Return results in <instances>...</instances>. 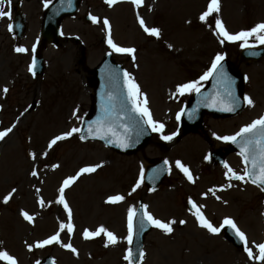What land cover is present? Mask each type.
Returning <instances> with one entry per match:
<instances>
[{"label": "rangeland", "instance_id": "374dc122", "mask_svg": "<svg viewBox=\"0 0 264 264\" xmlns=\"http://www.w3.org/2000/svg\"><path fill=\"white\" fill-rule=\"evenodd\" d=\"M209 3L143 0L137 6L131 0L113 5L107 0H84L77 16L63 22L62 32L64 38L79 36L81 43L66 39L58 47L42 43L40 52L46 69L41 76L30 70L31 48L41 29L39 0L31 2V29L22 41H16L4 24L0 25V131L12 128L5 140H0V251H7L18 264H35L48 254L56 264H129L124 259L130 248L126 239L128 213L143 197L147 211L156 219L175 223L171 233L153 226L146 236L145 255L137 264H264L255 258L259 255L256 245L264 243L262 190L249 182L229 180L228 169L209 158L216 146L226 142L218 136H233L264 116V58L244 62L240 57L242 41L221 44L216 19L229 33L248 31L264 23V0H220V12L202 21L200 16ZM87 7L99 23L87 25L80 20ZM141 18L148 28L160 30L159 37L144 31ZM104 19L111 25L114 43L134 48L135 59L109 46ZM248 43L264 45L255 37ZM18 47L28 51L18 53ZM108 50L114 52L146 95L153 119L165 125L163 133L155 132L151 144L133 155L119 154L98 142H83L80 133L49 147L56 136L81 127L92 101L87 72ZM217 55L228 57L244 70L247 97L254 104H247L235 117L206 116L202 129L179 143L162 139L175 136L180 120L177 115L195 93L179 95L177 86L200 80ZM206 82L200 81V88ZM158 158L167 160L170 169L162 186L146 194L141 184L133 191L142 171L144 175L145 162ZM177 161L190 170L194 183L176 167ZM227 164L237 174H244L242 157L231 154ZM97 165L100 167L95 172L79 175L65 189L72 212L69 220L67 209L57 203L60 187L82 168ZM10 193L11 199L5 203ZM116 195L124 200L109 203V197ZM189 200L201 208L213 226L221 228L218 234L200 226L186 207ZM23 212L33 216V221L26 220ZM226 218L246 234L253 258L244 250L245 245L237 249L227 239L223 231ZM68 223L74 226L72 232L60 229L61 224ZM101 226L114 233L118 243L108 244L103 233L85 239V231H96ZM57 233L60 243L35 247ZM67 244L77 251L63 246ZM28 245L33 246L31 250ZM0 264L8 262L0 260Z\"/></svg>", "mask_w": 264, "mask_h": 264}, {"label": "snow or ice", "instance_id": "6c2138e0", "mask_svg": "<svg viewBox=\"0 0 264 264\" xmlns=\"http://www.w3.org/2000/svg\"><path fill=\"white\" fill-rule=\"evenodd\" d=\"M12 0H0V19L7 18L9 20L12 19V13L9 10H6V5L10 6ZM118 0H107V3L109 5H113L117 3ZM131 2L137 6H140L143 4V0H131ZM45 7H47V3L45 4ZM220 12V0H210V3L207 7V10L200 16V19L206 20L210 15L214 13ZM93 23H99L97 17H91ZM103 24L107 26L108 28V41L107 43L109 46L115 51L119 53H125L133 55V59H135L134 48H124L118 46L111 38V25L107 19L103 20ZM140 24L142 27H144V31L152 36L159 37L160 30L158 28H148L145 26L144 20L140 19ZM9 31L13 30V25L9 24ZM216 31L217 34L222 37L220 39V43L223 44L225 41L228 42H236V41H242L241 46L242 47H251L252 45H249L248 41L250 38L255 37L256 40L260 44H264V23L257 24L255 27L248 31H241L239 33H229L226 27L224 26L223 22L220 19H216ZM18 53H26L28 51L27 48L24 47H18L15 49ZM33 51L35 49L33 48ZM224 60V57L222 55H217L215 61L213 62L211 68L209 71L205 72L203 76L200 77V80L197 81H191L185 84H181L177 86L176 92L179 95H184L186 93H192L200 92V81H206L210 77H212L219 69H221V62ZM35 68V61H33L32 69L33 74ZM125 81L127 83V92L128 97L131 99V102L133 104V111L139 114V117L143 119L144 123H147L152 131L154 132H160L163 133L165 125L163 123H160L153 119L150 109L147 106V97L143 93H141L139 85L135 83L134 79L130 76L128 73H124ZM5 92L8 91L7 88L4 89ZM229 96V103L224 106L221 110L222 111H228L232 112L236 110V106H238V99L231 93H228ZM109 107L105 108V116L103 118H100L93 122V125H90L87 130V134L83 133V130L80 128H73L69 132L64 133L60 136H56L51 142L49 147L52 145H55L58 141L65 140L69 137H71L75 133H81L80 139H86L88 135H91L92 138H100V139H107L109 137H116L117 133L114 131L113 127L111 126V114H112V108L111 103L114 100V97L109 95ZM245 101L248 105L252 106L254 104L253 100L250 97H244ZM215 103V102H214ZM183 114V113H181ZM177 115V119H180V115ZM189 117H191V113H189ZM14 127V125H13ZM12 131V128H8L7 130L0 131V140H3L10 132ZM127 131V129H126ZM175 135V134H173ZM237 137L242 138L241 139V151L240 155L244 157L245 165H248L250 163V167H246L245 172L243 175L237 174L233 169L229 167L227 163H225L224 167L228 169V179L232 180H240L244 182H251L252 184L258 185V186H264V116L259 117L258 119L254 120L251 124L246 125L245 127L241 128L240 132L236 133L233 136H223V137H217V139H222L224 141H231L233 143H237ZM172 136H162V139L164 140H171ZM126 137L122 140H120L119 146L121 147H127L129 146L126 143ZM109 142H113L112 140H109ZM46 155V153H45ZM33 159H35V155L33 154ZM167 163V162H166ZM100 167V165H97L95 167H86L82 168L80 172L77 174V176L69 177L64 180L63 186L59 189V199L57 200V203L62 204L65 209L68 211V217L69 220L71 219L72 212L69 208L67 201L65 200L64 192L67 187L71 185V183L75 182V180L78 178L79 175L85 174V173H92L96 171V168ZM176 167L179 168L188 178L189 181L195 182L194 178L190 172V170L184 166L181 162H176ZM33 176H36L37 173L35 171L32 172ZM144 181V175L143 171L140 175V180L136 183L135 187L133 188V191H135L137 188L141 186V184ZM15 192V189L13 190ZM12 193H10L7 197L4 198V202L7 203L9 199H11ZM124 200V197L122 195H116L109 197L108 202L109 203H118ZM191 202V201H190ZM193 205V208L195 209L194 215L196 216L197 220L200 223V226L203 228H206L209 232L213 234H218L221 231V228L213 226V224L204 216L203 212L200 210V207L197 206L194 202H191ZM41 206L44 205V201H40ZM145 211L143 213V218L141 220V228L144 227V219L147 220V222L156 228H159L163 230L165 233H171L173 231L172 224L175 223V221H169V222H162L159 219H156L150 212H148L147 205L142 206ZM24 218L28 221H33L34 217L31 216L27 212L22 213ZM136 209L131 208L129 209L128 213V235H127V242L129 245L133 243L134 235H135V218H136ZM181 224L185 223V221H180ZM224 225H227L228 227H231L234 231L236 236L243 242L245 245L244 250L247 252L249 258H253V249L251 247H248V240L246 237V234L241 231L236 223L231 218H226L223 222ZM73 225L71 223L68 224H61L60 229L64 230L67 229L68 232L73 231ZM105 234L107 237L108 244L115 245L118 243V238L116 235L110 231H107L103 226H101L96 231H85L84 237L85 239H91L97 236H100L101 234ZM60 243L59 240V233L52 236L51 238L44 240L42 242H38L35 247H44L46 245L52 244V243ZM64 247H67L73 252H76L77 250L72 247L71 244L63 245ZM107 246V245H106ZM29 250L32 249V245H28ZM256 247L259 250V255L255 258L264 261V243H260L256 245ZM144 252L140 251L139 257L142 260L144 257ZM125 260L129 261V264H132L134 260V253L131 248L128 249L127 255L124 257ZM0 260H5L8 262V264H18V261L11 256L7 251H0ZM39 264V262H37Z\"/></svg>", "mask_w": 264, "mask_h": 264}, {"label": "water", "instance_id": "95a60500", "mask_svg": "<svg viewBox=\"0 0 264 264\" xmlns=\"http://www.w3.org/2000/svg\"><path fill=\"white\" fill-rule=\"evenodd\" d=\"M73 7V6H72ZM65 0H59L53 7H51L46 15L43 35L46 39L54 36L57 41L59 20L67 11L73 10ZM75 7V5H74ZM254 57L258 58L264 55V51L254 52ZM244 56L248 57L247 52ZM124 71L119 66L113 65L110 59L106 60L104 64L93 71L95 89L97 93L96 106L90 113V118L84 122L83 133L87 134L88 127L93 125V122L105 116V108L109 107V95L114 97L111 103V126L116 131V137H109L107 139L92 138L88 135L86 139H98L105 142L110 147L121 152L130 153L139 150L145 145L150 138V133L147 130L143 119L139 114L133 111V104L128 97L127 83L124 77ZM230 74V75H229ZM242 90L243 81L241 75L229 62L221 64V69L215 73L209 86L196 97V101L191 104L185 113V132L191 129H196L201 117L205 111H213L215 115H224L226 113H235L242 108ZM231 92L239 101L236 110L232 112L222 111L221 109L229 103L228 93ZM215 102V103H214ZM191 113V117H189ZM192 121L195 124H190ZM127 129V131H126ZM126 139L127 147L119 146L120 140ZM112 140L113 142H109ZM241 147V145H240ZM157 174L150 175L149 185L157 187L162 180L165 173V168L160 165ZM142 207H140L137 215L135 238L133 242L132 251L134 253V260L137 261L139 253L142 248V242L145 233L149 229V223L144 219V227L141 228ZM229 235L236 245H241V240L236 236L235 231L229 227Z\"/></svg>", "mask_w": 264, "mask_h": 264}, {"label": "flooded vegetation", "instance_id": "af4514ba", "mask_svg": "<svg viewBox=\"0 0 264 264\" xmlns=\"http://www.w3.org/2000/svg\"><path fill=\"white\" fill-rule=\"evenodd\" d=\"M28 4H31V0H25ZM11 12L16 11L20 8V5H15L14 7L10 8L8 7Z\"/></svg>", "mask_w": 264, "mask_h": 264}, {"label": "bare ground", "instance_id": "6f19581e", "mask_svg": "<svg viewBox=\"0 0 264 264\" xmlns=\"http://www.w3.org/2000/svg\"><path fill=\"white\" fill-rule=\"evenodd\" d=\"M207 7H208V5L205 6L204 12L207 10ZM4 140H5V138H4ZM60 208H61V207H60Z\"/></svg>", "mask_w": 264, "mask_h": 264}]
</instances>
